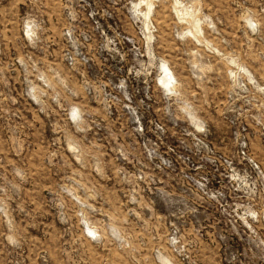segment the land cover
<instances>
[{
    "label": "rangeland",
    "instance_id": "374dc122",
    "mask_svg": "<svg viewBox=\"0 0 264 264\" xmlns=\"http://www.w3.org/2000/svg\"><path fill=\"white\" fill-rule=\"evenodd\" d=\"M0 264H264V0H0Z\"/></svg>",
    "mask_w": 264,
    "mask_h": 264
}]
</instances>
